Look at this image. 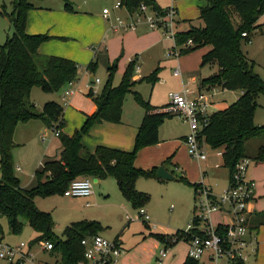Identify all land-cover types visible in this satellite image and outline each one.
Returning a JSON list of instances; mask_svg holds the SVG:
<instances>
[{
  "label": "trees",
  "instance_id": "1",
  "mask_svg": "<svg viewBox=\"0 0 264 264\" xmlns=\"http://www.w3.org/2000/svg\"><path fill=\"white\" fill-rule=\"evenodd\" d=\"M118 3L127 13H133L141 4L156 13L163 12L154 0H118ZM10 6V13H5L4 6H1L2 14L11 24L12 33L0 45V219H6L11 234H19L26 222L36 233L29 246L34 243H50V253L57 256L54 264H78L83 259L84 251L80 241L84 237L98 234L103 227L96 220L82 219L66 225L62 230V237H59L53 232L54 222L50 214L39 210L34 204V198L62 195L68 183L76 178H112L121 196L133 209L143 208L148 203L149 196L136 189L135 181L138 178L164 180L157 178V167L147 170L136 168L135 157L141 148L159 142L158 127L165 119L175 115L163 110L166 105L158 111L139 92L133 90L138 82L153 85L158 80V67L148 75L134 80L132 76L135 61L131 60L126 64L117 85L112 84L115 66L107 67L106 79L101 89L98 92L89 89L86 93L95 105V110L85 116L82 125L71 135L58 133V157L44 160L34 172L33 184L22 188L15 176L12 160L15 126L32 119L41 120L51 129L60 130L63 126L61 106L54 101H47L37 111L29 99L30 91L37 87L45 93L59 92L67 82L75 81L77 66L66 58L38 55L39 44L49 37L46 34L25 33L27 11L33 5L28 0H11ZM63 6L65 10L73 11L70 3L65 0ZM198 14L203 25L176 31L173 43L181 46L191 40L190 46L179 50L182 55L210 46L201 56L200 64H214L217 70L200 80L201 88L219 87L221 90L242 92L227 107L210 112L206 124L200 130L203 143L220 150L223 160L221 166L228 170L230 177L236 164L243 158L253 159L255 162L264 161V145L253 156L247 152L249 140L264 136V125H256L254 122L258 106L256 99L259 95H264V81L255 71V62L242 50V44L250 42L251 34L261 27L257 22L264 14V0H204V4L199 6ZM242 33H246V36ZM95 67L94 61L87 65L90 71H94ZM127 94L143 110L132 149L122 151L97 146L93 152L86 151L81 145V137L94 124L103 121L118 123ZM169 160L170 157L166 158L162 165L168 164ZM173 170L170 171L174 175ZM174 177L193 190L198 185L189 182L182 173ZM191 222L194 227L186 233L184 230H176L171 235L150 233V236L160 245L171 248L179 241L187 242L194 235H202L196 228V218L192 216ZM143 223L148 227L144 220ZM261 225H264V211L248 216L251 230H256ZM215 231L223 235L226 227L217 225ZM182 264L199 262L186 256ZM236 264L245 263L242 261Z\"/></svg>",
  "mask_w": 264,
  "mask_h": 264
},
{
  "label": "crops",
  "instance_id": "2",
  "mask_svg": "<svg viewBox=\"0 0 264 264\" xmlns=\"http://www.w3.org/2000/svg\"><path fill=\"white\" fill-rule=\"evenodd\" d=\"M39 1H41V3L37 4V6H35V9L32 8L27 11L25 22V33L46 34L49 37L48 40L39 44L37 48V54L41 56H57L66 58L73 61L77 66L76 78L73 85V88L76 91L65 98V103H63V100L61 99L62 96H59L60 98L57 97V100L55 99V97L54 99L45 97L43 98V102L40 106L42 107V105L47 101H54L61 106L63 126L59 130V132L63 134L71 135L82 125L85 116L90 115L95 110V105L93 104L91 99L84 93H87L89 89H92L93 92H98L101 89H96L95 86V84L99 83V80L97 83H94V81L90 79L91 74L94 73L98 66L99 60L106 62V68L114 65V73H116L118 69L120 77L126 64L129 61L134 60L135 66L138 68L139 72L132 78L134 80H137L140 77L148 75L156 67H158L159 69V63L162 60V56L164 57L165 55L166 58L173 57L167 56L166 52L173 47L174 43L170 38L163 35L160 30L148 29L145 27V23V25L140 23L133 30L126 31L115 27L114 17L117 15L125 17L127 14L124 8H115L114 4L118 2V0H113V4L111 5V7H109L108 13L105 15L102 13V9H105V7L99 8L98 5H96L95 8L93 6L87 7L86 5H80L79 3L74 4V2L71 1L69 2L73 9V11L71 12L64 9L63 1L61 4L51 2L55 4V10H53V8L50 6L51 4H44V0ZM154 1L159 7H161L158 0ZM85 2L86 0H82V3ZM191 4L190 15L195 17L197 21L199 18V6H202L204 2L198 3L197 0H191ZM170 6L174 7L176 10L177 19L174 20L175 31H185L189 26L200 27L203 25V23L201 25L199 23H197L196 25L190 23V20L193 19L190 17L183 18V16H181V18L179 17L178 19V16L181 12L180 9L183 7L180 3H177L175 1L172 2ZM262 18L264 20V14L261 15L258 19L257 23L260 25L264 23V21H261ZM181 23H183L184 25L183 28H181L180 26ZM198 49L199 50L197 52L195 61H192L189 65H185L184 62L190 52L188 54H180L178 57H175L176 65L181 70L180 80L182 81L187 79V85L192 86V88L193 86L195 88H201L200 80L212 75L217 70V67L214 64L209 65V67L204 70L202 68L203 65L200 64L201 56L210 49V46H203ZM148 51H154L152 63L149 65H147L145 60L143 59V53ZM91 61L96 62L94 71H90L89 69H87V65ZM143 70L147 71L148 74H141V71ZM139 83L140 82L136 83L135 85ZM184 84L185 82L182 83L181 86L183 87ZM135 85L133 86V90H135ZM153 85H151L150 89L153 87ZM181 86L180 90L182 89ZM63 89L64 87L58 92L59 95L62 94ZM224 91L226 92L227 90ZM31 92L32 89L30 91V94ZM229 92L234 95L233 101L237 100L242 94L240 90ZM56 93L57 92H55L54 94ZM147 100L149 101V98ZM126 102L127 100L125 97L122 103L121 118L118 123L103 121L101 123L94 124L93 126H91L88 133L81 137V145L86 151L93 152L97 146H103L122 151H130L132 149L137 127L143 115V110L134 102V100L133 102L136 104V106L131 105L130 103H127L126 105ZM32 103L34 104V102ZM217 104H219V100L215 99V103L210 108H214ZM151 105L155 106L157 110L160 111V108L165 104L161 106H157L155 104ZM228 105L229 104L224 106H217L216 109H223ZM210 112L213 111L211 110ZM181 122L183 123L182 127H179L176 126L173 122V117L165 119L158 127L159 142L157 144L141 148L135 157L134 166L136 168L147 170L152 167H158L162 165L164 160L170 157L169 164L171 165V168L178 170L180 167L176 155L178 151L182 150L185 147L183 140L185 135L188 133L187 124L184 123L183 120H181ZM12 138L15 144V147L12 150L14 173L15 176L19 179L20 186L22 188H27L29 185L33 184L32 181L34 172L41 166L42 162L46 159L58 157L60 142L58 136H55L53 134L51 128L45 126L39 119H32L27 122L18 123L15 126ZM26 142L30 143V145L32 146L31 155H29L28 157L26 155L18 156L17 153L15 154V151L20 149L21 147H24ZM218 157L221 160V157ZM221 164H223V160H221L218 167H220ZM164 168L167 171L171 172L165 166ZM207 168H210V166ZM180 170H182V174L185 176V172L183 171V169L180 168ZM246 176L249 180H252L255 183V195L257 196L254 197V200L249 204V215L263 212L264 161L255 162L252 167H248ZM107 179L113 180L112 178L96 179V182L94 183L92 178V183L96 185L94 187L92 186L93 193L88 197L79 198L66 197L62 195L63 197L60 198L58 204L59 212L64 218V223H67L68 221L69 224L70 222L82 219L96 221L99 220L98 216H96L95 214L96 211L90 209V206L92 208V206L94 207L95 205L104 203V197L110 196L109 192L105 191V180ZM142 179L144 178H138L135 181V187L137 190H143V181H140ZM145 179L153 181L157 180L155 178ZM189 182L195 183L192 181ZM115 188L116 191H114ZM114 190L112 189L110 191L113 198L112 203L110 204L111 207L115 208L117 211L124 212L129 208H132L130 204L121 196L119 190L117 189L115 181ZM49 197H35L34 204L39 210L48 212L53 220L56 215L55 209L57 208V205H55L53 207L54 209L52 210L50 208H46L45 200H48L47 198ZM79 201H81L80 204L76 206V203H78ZM86 203H88V205H86ZM92 203L94 204L91 205ZM69 204L72 205L69 206ZM216 215H218V217L221 216L217 213ZM216 215L212 216V219L216 218ZM220 219H223V216H221ZM101 226L103 227L102 224ZM263 227L264 226L261 225L256 230L250 229V232L247 236L249 244L247 246L248 248L246 249L248 250L245 249L248 255L247 259L252 256H256L257 260L260 248H264V231L261 230ZM105 228L106 227H103V229L98 234L102 236V233L106 232ZM256 231H258L259 235L254 234ZM121 233L122 231L112 236V239H109L116 241L122 250L120 256L112 264H127L126 260H128L129 256L134 252L141 250L146 241L144 238L143 241L137 242L132 248H128L129 250H126V246L124 247V245L118 238ZM260 235H262V237ZM151 239H153L152 249H157L160 244L154 238ZM179 242V244H181V248L177 250V242L173 247L170 248L167 256L162 259L163 261L161 260L162 263L161 261H159L158 264L183 263L184 259L186 258L187 243L184 241ZM47 251L50 253L49 250ZM262 251L264 255V250L262 249ZM152 253L153 251L151 250L145 263H148L151 260L153 256ZM138 256H140L139 258L146 257V255H143L142 252H140ZM202 257L204 262H212L207 255H203ZM154 258L156 259L155 255Z\"/></svg>",
  "mask_w": 264,
  "mask_h": 264
},
{
  "label": "rangeland",
  "instance_id": "3",
  "mask_svg": "<svg viewBox=\"0 0 264 264\" xmlns=\"http://www.w3.org/2000/svg\"><path fill=\"white\" fill-rule=\"evenodd\" d=\"M11 0H0V45L5 41L7 36H10L12 33V27L8 20V18L2 14L1 6H4L5 13H10ZM32 5L33 9L37 4H40L41 1L39 0H28ZM63 0H44V4H51L50 6L55 10V2L62 3ZM67 2H74V4L79 3L80 5H86L87 7L93 6L94 8L98 5L99 8L105 7V9H109L113 4V0H86L85 3H82V0H65ZM180 3L183 6L180 10V15L178 16L181 18L190 17L193 18L190 20V23L200 25L202 24L201 19L193 17L191 14V0H158L159 5L161 6V10L166 9L172 2ZM54 2V3H51ZM197 2L203 3L204 0H197ZM115 5V4H114ZM74 6V5H73ZM183 10V11H182ZM177 19V15L174 16V20ZM261 21H264L263 18ZM141 24H144L142 22ZM175 24V22H174ZM145 25V24H144ZM262 26L254 31L251 34L250 42L242 44V50L247 55L250 60L255 62V71L261 76L262 80L264 81V23L261 24ZM181 28L184 27L183 23L180 24ZM146 28L149 29L145 25ZM262 28V30H261ZM198 48L191 51L188 57L185 60V65L191 64L192 61H195L196 55L198 52ZM188 54V53H187ZM154 56V51H148L143 53V59L145 60L146 64L149 65L152 63V58ZM170 60H165V59ZM135 67V66H134ZM209 65H203V70L207 69ZM106 62L100 61L94 73H92L93 81L95 79L99 80V83L95 84L96 89L101 88L106 79ZM178 69L180 74L174 73V70ZM119 70L117 69L116 73L113 75L112 84L117 85L120 80V74L118 73ZM141 74H148L147 71H141ZM133 77V76H132ZM181 78V70L176 65L175 57L166 58L162 56V60L159 63V71H158V80L154 83L153 87L150 89L151 85L147 82H140L139 84L135 85L134 89L139 91L142 95V98L147 100L149 98L150 104H155L157 106L166 105L168 103L167 93L174 92L180 90V86L186 80H180ZM103 80V83H102ZM101 82V83H100ZM182 82V83H181ZM182 87V86H181ZM194 88V87H193ZM86 94V93H84ZM61 97V94L57 92L54 93H45L42 92L39 88L34 87L32 88V92L30 94L31 102H34L35 109L37 111L40 110V106L42 104V100L45 97H50L52 99L57 100ZM58 97V98H57ZM214 99L219 100V104H217L214 108H210V111H216L217 106H224L230 104L234 100V95L229 91H224L219 95H216ZM126 105L130 103L131 105L136 104L133 102L132 96L130 94L126 95ZM221 100V101H220ZM257 101V108L254 114V122L256 125H264V95H259L256 99ZM180 116H173V122L176 126L182 127ZM264 145V136L257 137L251 139L247 142V152L250 156L256 154L258 148ZM204 150L206 152L207 160L204 162L196 161L192 159L188 152L186 146L177 152L176 157L178 158L179 167L183 169L185 172V177L192 182L201 183L204 186H208L211 188L212 194L218 196L224 189L228 186V170L224 166H220L218 168H213L214 163H218L220 165V158L215 155L218 149H212L209 146L205 145ZM18 156L26 155L29 157L32 153V146L30 143L26 142L24 147L15 151V154ZM251 160V159H250ZM255 161L252 159L250 161L249 167L254 165ZM210 168H207L209 167ZM165 167L169 170L174 169L171 168V165L168 163L165 164ZM180 168L177 170H173L174 175H179L182 173ZM206 168V169H204ZM205 170V172H204ZM142 188L143 190H139L145 192L149 196L148 203L143 207L144 213L148 216L146 220L148 223V227L144 226L143 216H139V210H134L129 208L128 210L124 211H117L115 208L111 207L112 203V194L110 191L114 190V181L113 180H105V188L106 192H109L110 196L104 197V203L95 205L94 207L90 206V209L95 210L96 216H98V221L103 225L105 228L104 233L102 236L107 239H112V236L122 231L121 235L118 237L119 240L122 242L124 247L126 246V250L132 248L137 242L143 241L145 238V244L142 246V249L134 252L128 258L127 264H158L157 259L154 258V255L158 256V251L161 249V245L157 247V249H152L153 239L150 236V233H158L164 235H171L176 230H185L187 225L190 223V220L193 216V207H194V199H193V190L188 185H185L179 181L175 180H164V181H153L142 179ZM33 183V181H32ZM96 184H93V187ZM29 185L28 187H30ZM116 191V188L115 190ZM62 195H53L46 201V208H50L51 210L54 209L53 207L57 205L55 209V217L53 231L54 233L62 237V230L65 225L68 224L64 223V218L62 217L61 213L59 212V201L62 198ZM120 197V196H119ZM255 197H257L255 195ZM70 199V198H69ZM35 202V199L33 200ZM81 201L76 203V206L80 204ZM92 203L91 205H93ZM72 204H69V206ZM259 207V205H258ZM92 210V211H93ZM44 211V210H43ZM213 214L212 216H215ZM213 218L212 221L218 223L221 216ZM0 225L2 230V239L1 242L3 244H7L10 246L17 245L18 243L28 244L29 242L36 236V233L28 226L26 222H24L22 231L19 234H11L6 219L2 217L0 219ZM264 226V225H263ZM264 231V227L261 229ZM255 235H259L258 231L254 233ZM254 236V235H253ZM262 237V235H260ZM180 242L177 243V250L181 248ZM29 252L31 254L30 257L26 258L22 261L21 264H54L56 261V256L51 255L47 250H43L44 248L40 246L38 243H34L32 246H29ZM248 248V247H247ZM128 249V250H129ZM264 248H260L259 256L256 260V256H252L249 259L246 258L245 264H264V255L263 251ZM153 251V256L148 263L146 259L150 251ZM248 250V249H246ZM170 249H168L169 253ZM142 252L143 255H146L145 258H139L138 254ZM163 261V260H162ZM161 261V263H162ZM225 259H218L215 262H204L203 257L199 260V264H225ZM257 262V263H256ZM0 264H8V262L0 261ZM14 264V263H12Z\"/></svg>",
  "mask_w": 264,
  "mask_h": 264
},
{
  "label": "built area",
  "instance_id": "4",
  "mask_svg": "<svg viewBox=\"0 0 264 264\" xmlns=\"http://www.w3.org/2000/svg\"><path fill=\"white\" fill-rule=\"evenodd\" d=\"M114 6L121 8L118 2ZM102 13L107 14L108 9H102ZM175 15L176 10L172 6L164 9L162 13H156L146 5L141 4L136 11L127 13L125 17L115 16L114 21L115 27L123 31L133 30L137 25L144 22L149 29H158L173 41L176 32L174 27ZM242 35L246 36V33H242ZM190 45L191 40H187L181 46L173 44V47L166 54L167 56L178 57L180 55L179 50ZM138 72V68L135 66L133 76ZM174 73L179 74L178 69H175ZM97 82L98 79H95L94 83ZM73 85L74 81L66 83L61 94L63 103H65L66 97L76 91ZM223 91L219 87L192 88L186 83L180 91L167 93L168 103L163 110L180 116L183 122L187 124L188 133L183 142L189 156L196 161L207 160L204 150L205 144L200 138V130L206 124L210 107L215 103V96ZM51 130L55 136L58 135V129ZM216 155L221 157L220 150H217ZM250 161V159L243 158L236 164L228 178L227 188L218 196L212 194L210 187L201 183H198L193 190V217L196 218L198 222L196 228L202 235H194L186 242L187 257L196 259L198 262L203 255H207L212 262L223 258L226 260L225 264L246 262L248 255L245 249L249 244L247 236L250 232L248 226L249 204L255 197V183L246 176ZM218 166L217 163L214 164V168H218ZM92 186V178H76L68 183L62 195L85 198L93 193ZM216 213L223 216V219H220L218 223H213L212 215ZM139 214L147 222L148 216L144 213L143 208L139 209ZM217 225L226 227L223 235H219L215 231ZM192 227L194 225L190 220L184 232H188ZM80 244L84 251L83 259L78 264H112L122 252L116 241L109 240L99 234L84 237ZM40 245L46 250L51 249V244L48 242L40 243ZM29 248L28 244L18 243L10 246L3 244L0 240V261L8 262V264L22 263L23 260L31 256ZM168 249H170L168 246L161 245L156 258L158 262L167 256Z\"/></svg>",
  "mask_w": 264,
  "mask_h": 264
},
{
  "label": "water",
  "instance_id": "5",
  "mask_svg": "<svg viewBox=\"0 0 264 264\" xmlns=\"http://www.w3.org/2000/svg\"><path fill=\"white\" fill-rule=\"evenodd\" d=\"M90 79L93 80L92 75ZM156 176L157 178L162 179V180H174L175 179L174 175L171 172L167 171L163 165H160L157 167ZM93 182L94 183L96 182V178H93Z\"/></svg>",
  "mask_w": 264,
  "mask_h": 264
}]
</instances>
